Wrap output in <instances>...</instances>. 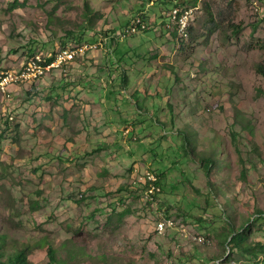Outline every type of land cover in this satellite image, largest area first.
Listing matches in <instances>:
<instances>
[{
    "label": "rangeland",
    "instance_id": "1",
    "mask_svg": "<svg viewBox=\"0 0 264 264\" xmlns=\"http://www.w3.org/2000/svg\"><path fill=\"white\" fill-rule=\"evenodd\" d=\"M198 1L181 41L156 24L173 0H0V71L76 52L0 94L4 257L26 243L29 264H254L224 236L250 218L264 242V0ZM138 14L146 30L102 41Z\"/></svg>",
    "mask_w": 264,
    "mask_h": 264
},
{
    "label": "built area",
    "instance_id": "2",
    "mask_svg": "<svg viewBox=\"0 0 264 264\" xmlns=\"http://www.w3.org/2000/svg\"><path fill=\"white\" fill-rule=\"evenodd\" d=\"M173 1L172 6L166 11L167 21L164 27L175 30L178 40H188L190 36V27L196 18V13L201 9V4L198 0L193 4H183L178 2V0ZM147 26L148 24L141 14L134 15L121 32H112L108 35H104L105 37L102 38V41L108 42V40L111 39H121L127 35H133L143 31ZM75 53V50H62L56 53L53 60L48 63L44 62L42 56L34 55L19 70L0 71V94L5 98L11 97L10 86L27 82H36L45 71L58 68L72 61L75 57ZM145 185L146 198L154 201L155 196L161 192L157 175L152 172H147ZM167 225H170L169 220L161 221L157 229L162 232ZM195 240L203 242L204 239L199 236ZM172 263L173 262H168L167 264Z\"/></svg>",
    "mask_w": 264,
    "mask_h": 264
},
{
    "label": "trees",
    "instance_id": "3",
    "mask_svg": "<svg viewBox=\"0 0 264 264\" xmlns=\"http://www.w3.org/2000/svg\"><path fill=\"white\" fill-rule=\"evenodd\" d=\"M169 1H172V0H169ZM144 30H146V28ZM171 33L173 34L175 39H178L177 38V32L175 30H171ZM35 55H39V54H35ZM55 55L56 54H54V55L48 54L45 56H42V55H40V56H42L45 63H48L51 60H53ZM256 71L262 76L263 81H264V65H261L260 63H258L256 65ZM188 142H189V138L185 135L184 136V145L186 147V150H187ZM190 149L189 150L191 152H193V149L192 148H190ZM200 162L202 163L205 174L210 181L212 178L211 167H212V164L215 162V158H213L210 155L203 156L201 158ZM153 173H155V172H153ZM158 184H159V182H158ZM145 190H146V188H145ZM255 214H256V216H254L252 219L253 223L258 221L260 218H264V210H262V209H259V208L256 209ZM126 215H127V212L121 213V217H124ZM250 220H251L250 218H247L245 220V223L242 224L239 229L236 228L235 222L229 220L228 221V231L225 233L224 240L226 242V245H228V247H230L231 252H233L234 250L241 251V252H243V254L250 255L252 257V259H253L252 263L259 264V261L258 262H256V261H257L259 255L264 253V242L257 241V240H251V238L248 234V231H247L249 226H250V223H251ZM5 239H6V235L0 234V264H29L28 255H27V253L29 252V250H28L29 245H27L26 243L22 244L21 248H17L16 246H12V248H13L12 251L9 252L4 257V255L6 253L5 252V245H4ZM49 257L53 262L56 261L53 248H49ZM74 257H72V258H74ZM229 257L230 258H227L225 260V262H222L221 264H227V263L231 264L232 263L231 262L232 261L231 255ZM260 261H264V258H262ZM172 264H174V262Z\"/></svg>",
    "mask_w": 264,
    "mask_h": 264
},
{
    "label": "crops",
    "instance_id": "4",
    "mask_svg": "<svg viewBox=\"0 0 264 264\" xmlns=\"http://www.w3.org/2000/svg\"><path fill=\"white\" fill-rule=\"evenodd\" d=\"M167 21V15H165V13L162 15V17L159 18V22H157L156 24L158 25V28L160 29H164L165 27V22ZM92 54H89L87 57H92ZM90 116L88 117V120H90Z\"/></svg>",
    "mask_w": 264,
    "mask_h": 264
}]
</instances>
